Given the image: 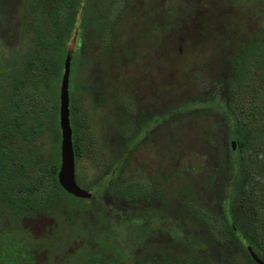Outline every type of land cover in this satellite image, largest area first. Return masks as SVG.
Wrapping results in <instances>:
<instances>
[{"label": "rangeland", "instance_id": "374dc122", "mask_svg": "<svg viewBox=\"0 0 264 264\" xmlns=\"http://www.w3.org/2000/svg\"><path fill=\"white\" fill-rule=\"evenodd\" d=\"M61 1L17 6L15 40L10 48L0 41V117L12 79L29 69V60L50 64L55 57L58 66L70 50L73 124L82 140L74 174L89 191L121 156L140 115L170 118L127 156L99 203L107 205V217L67 210L65 199L45 214L0 199V264H106L105 232L123 244L122 215L147 209L163 219L133 247L136 264H250L218 225L230 142L223 117L202 99L232 93L231 113L249 144L247 167L254 174L264 170V0H85L75 25L57 37L51 19ZM5 8L0 0L1 21ZM50 76L38 84L36 97L25 96L42 127L29 141L17 136L9 143L23 165L14 179L20 186L35 184L60 149L59 85L48 83ZM257 196L264 200V182ZM261 216L256 231L264 244V211ZM187 233L189 242L176 239Z\"/></svg>", "mask_w": 264, "mask_h": 264}, {"label": "trees", "instance_id": "16d2710c", "mask_svg": "<svg viewBox=\"0 0 264 264\" xmlns=\"http://www.w3.org/2000/svg\"><path fill=\"white\" fill-rule=\"evenodd\" d=\"M73 1L74 0L61 1L62 4L59 6L60 8L52 12L51 20L56 31V33H54L57 37L60 36L63 28L67 26L71 28L72 25L74 26L77 22L76 13L79 4L85 0H80V2L79 0L78 2L75 1L77 3L74 4ZM3 3H7V0H3ZM10 3L12 13L10 23V33L12 38H10V41L12 44L17 35L15 30L16 26H14L12 20L17 6H20L19 4L21 3V0H10ZM6 29L7 22L4 19L0 22V34L2 36L6 33ZM58 39L59 41L61 40V38ZM0 41L5 43V38H0ZM65 54L66 57H70L71 63V51L67 50ZM53 61L49 64L44 62L42 58H36L33 61L29 60L27 63L29 69H27L22 75L15 76L12 79V94L7 98L8 107L5 110V113L0 117V199L6 198L16 208H23L32 213L41 214H45L54 202L65 199V209L67 210L74 211L75 213H82L80 212L81 210H86L85 212L90 214L99 212L103 217H107L110 214L107 205H100L99 203L104 197L103 194L112 185L117 173L124 164L123 162L127 158L125 151L121 156H117V158L114 159L110 168L106 172V176L101 178L99 185H96V190H86L91 194L89 199L75 198L66 193L58 184L57 173L60 166L59 151L55 159L49 163V168L41 173L38 176V179L36 178L38 181L35 184L25 187L14 182V179L20 175L23 165L20 159H18V162H20L17 164V157H15L13 150L9 149V143L11 144L12 139L17 136L25 137L29 141L30 138H32V135L36 134L37 128L39 129L42 127L43 121L39 119L41 116H38V118L32 117L29 112L31 110L29 109L30 106L28 105L27 107L29 101L27 102V100H25V96L28 94L29 98L36 97L37 86L47 75H51L48 77V83H54L55 87L59 85L56 102V108L59 111L60 82L65 59H60V64L58 66H55L57 58L54 57ZM70 69L71 68H69V77ZM217 82L220 89H222L220 80ZM68 91L69 112H72V90L69 81ZM202 101L205 104L202 105L204 108L209 106L223 117L228 130L226 138L228 142H230L229 151L231 161L224 185L221 214L219 215V219L217 218L219 221L218 225L227 229L226 234H228L234 243L243 250V253L250 264L255 263L250 258L247 252V247H250L257 257L264 262V244L259 241L256 231L257 227H259L258 222L260 216L263 215L264 211V200L257 196V188H260L261 184L264 182V170L259 167L258 173L254 174L253 170L247 167L249 144L247 142V137L242 135L241 128L231 113L232 93L218 99L216 92H212L209 98L204 97ZM176 112L181 113L179 110H176L173 113L175 114ZM46 114H48V111L44 110L43 115L45 116ZM26 120L29 121L28 125H25ZM56 125L57 133L60 136L58 120ZM70 126L72 130V147L75 161L76 158L81 155L82 140L77 134V129L71 121ZM232 142L235 144L234 150L231 148ZM85 202L90 204L86 205ZM117 218L118 215L115 214L113 217L114 222H117ZM122 218L123 224L126 225V236L123 244H121L114 232H105L106 239L104 238L103 246L105 243H110L107 245L108 248L105 247L104 250L106 264H136L134 262L133 247L136 246L135 244L150 235L148 229L151 224L156 223L158 219H163L160 217L159 212L150 209L140 210L138 212L131 210L122 215ZM249 219H252V225H249ZM153 226L155 228L154 224ZM157 230L160 231V235H169L170 233V230L162 227H158ZM176 239L182 243L190 241L188 233L187 235L179 234ZM13 247L15 248L16 246ZM25 256H27V259L30 258L31 252H27ZM10 261H12V264H18L17 261L13 262V259H10L8 262Z\"/></svg>", "mask_w": 264, "mask_h": 264}, {"label": "water", "instance_id": "95a60500", "mask_svg": "<svg viewBox=\"0 0 264 264\" xmlns=\"http://www.w3.org/2000/svg\"><path fill=\"white\" fill-rule=\"evenodd\" d=\"M70 57L64 61L63 73L60 82L58 122L60 129V166L57 173V181L60 187L75 198L89 199L91 194L79 187L75 181V161L72 147V130L69 121V81ZM232 150L235 149L234 142L231 143ZM247 252L255 264H264L250 247Z\"/></svg>", "mask_w": 264, "mask_h": 264}, {"label": "flooded vegetation", "instance_id": "af4514ba", "mask_svg": "<svg viewBox=\"0 0 264 264\" xmlns=\"http://www.w3.org/2000/svg\"><path fill=\"white\" fill-rule=\"evenodd\" d=\"M5 7L6 8L4 13V19L7 22V29H6V33L3 36L0 34V38H5V43H4L5 47L10 48L11 46L10 38H12L10 33V23H11V15H12L10 0H7V3H5ZM72 103H73L72 112H69V121H71V123H73V115L76 112L73 98H72ZM169 118L170 115L168 114L159 116L158 118L155 115H150V116H146L145 114L140 115L136 119L135 133H133L132 136L124 143V146L122 148V153L125 151L128 156L131 153V151L136 150L141 144L145 142L146 139L150 138L154 134L155 129L159 127L161 123L168 122Z\"/></svg>", "mask_w": 264, "mask_h": 264}]
</instances>
